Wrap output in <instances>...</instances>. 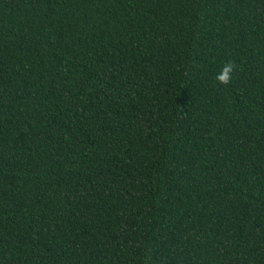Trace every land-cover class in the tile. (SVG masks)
Segmentation results:
<instances>
[{
	"label": "trees",
	"instance_id": "obj_1",
	"mask_svg": "<svg viewBox=\"0 0 264 264\" xmlns=\"http://www.w3.org/2000/svg\"><path fill=\"white\" fill-rule=\"evenodd\" d=\"M0 264H264V0H0Z\"/></svg>",
	"mask_w": 264,
	"mask_h": 264
},
{
	"label": "clouds",
	"instance_id": "obj_2",
	"mask_svg": "<svg viewBox=\"0 0 264 264\" xmlns=\"http://www.w3.org/2000/svg\"><path fill=\"white\" fill-rule=\"evenodd\" d=\"M233 70V66L231 64H226L222 68L221 72L217 75L216 79L220 83H227L230 78V73Z\"/></svg>",
	"mask_w": 264,
	"mask_h": 264
}]
</instances>
